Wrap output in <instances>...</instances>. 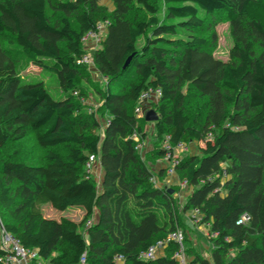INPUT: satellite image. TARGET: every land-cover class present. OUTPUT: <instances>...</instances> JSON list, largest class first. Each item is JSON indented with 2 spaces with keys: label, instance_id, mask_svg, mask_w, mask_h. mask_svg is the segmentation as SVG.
Returning a JSON list of instances; mask_svg holds the SVG:
<instances>
[{
  "label": "trees",
  "instance_id": "obj_1",
  "mask_svg": "<svg viewBox=\"0 0 264 264\" xmlns=\"http://www.w3.org/2000/svg\"><path fill=\"white\" fill-rule=\"evenodd\" d=\"M112 2L113 10L94 0H0V151L31 133L49 149L39 162L0 158L4 231L37 250L43 264H80L84 254L86 264H116L118 256L125 264H178L174 244L154 261L140 259L181 221L176 189L156 186L150 163L166 159L167 146L173 152L204 143L174 167L177 186L192 189L184 215L217 234L211 258L196 253L190 264H264V0ZM160 2L167 6L163 20ZM49 10L61 18L51 19ZM218 17L230 22L235 39L229 62L196 34L214 30ZM100 24L107 37L93 59L108 82L103 137L95 119H84L88 66L79 64L88 53L84 37ZM183 33L187 39H171ZM16 59L55 75L65 98L56 100L43 82L24 83ZM152 90H161L154 104L159 147L144 159L135 136L146 138L145 118L136 109ZM59 146L68 148L66 156L52 150ZM91 155L100 159V186L87 178ZM159 179H169L167 169ZM49 204L85 216L80 223L47 219ZM245 215L249 221L240 224Z\"/></svg>",
  "mask_w": 264,
  "mask_h": 264
},
{
  "label": "rangeland",
  "instance_id": "obj_2",
  "mask_svg": "<svg viewBox=\"0 0 264 264\" xmlns=\"http://www.w3.org/2000/svg\"><path fill=\"white\" fill-rule=\"evenodd\" d=\"M65 1H76V0H65ZM99 4L100 7H107L110 10L114 9V4L112 0H94ZM162 7V12L160 13V19H166V9L167 6L164 2H160ZM140 12V11H139ZM49 17L51 19H59L61 18V14H54L51 10L48 11ZM141 19L147 20L148 16L144 12H140ZM175 21L173 23H177ZM213 27L214 30L212 31H203L196 33L199 36L205 37L209 41V51L213 53V55L224 62H229L231 58V51L235 45V39L232 35L230 22L226 19V17H218L216 19V23ZM186 34H181L179 36L171 37V39H187L188 37L185 36ZM107 37V32L104 30L99 38H89L88 42L83 41V46L85 50L92 54L97 52L102 48V43ZM216 40V41H215ZM9 39L7 37L2 39L4 47L10 48L8 44ZM145 42V38L139 40L138 46L141 47ZM17 71L24 83H38L43 82L46 85V88L50 92V94L56 100H62L65 98V94L61 91L58 79L55 75L43 72L39 68L34 67L31 63L26 61H19L16 59ZM86 83L82 87V91L88 95V98L83 103L84 104V119H90L93 121L94 119L99 123L100 130L98 131V135L101 137L104 136L105 129L110 121V117L106 114L103 108V99L102 96L104 93L107 92L108 89V82L107 80L98 72L97 66L93 62L87 67V78ZM114 92H119L117 87L112 88ZM157 101H149L143 105V109L147 114L149 111L154 110V104ZM155 111V110H154ZM145 114V116H146ZM145 118V117H144ZM143 118V119H144ZM142 125L143 131L146 134L145 139H141L140 136L136 135L135 140L137 141L138 145H140V153L142 157L145 159L147 152L150 150L159 147L156 144V135H155V124L148 123L146 120H140ZM204 146V143H192L188 146V150L181 153L179 158H186L189 155L199 153V147ZM49 149L41 147L36 137L33 133L29 134V136L20 142H14L10 144L6 149L0 151V158L8 159L15 157V159L23 160L26 162H39L45 159ZM55 152L60 154L61 156H66L68 154V148L66 146H59L52 148ZM177 154V153H176ZM169 162L167 159L158 160L155 162L150 163L151 170L155 174L158 179V186L161 187H169L176 189V193L174 197L176 199V207H175V214L180 217V223L178 226L180 227L179 230H184L187 234V244L186 251L192 255H189V261L191 262L193 259V254H200L203 257L210 259L211 252L213 250V245L211 244V235L207 226H200L195 225L193 222L192 217L185 216L183 213V205L191 195L192 189L189 187H178L176 184V180L174 181H160L159 174L161 169L168 165ZM93 179L97 182V185L100 186L101 178L103 175L101 164L98 163L92 173ZM43 214L46 218L54 219V220H61V219H69L76 222H80L83 220L82 214L79 211L75 210H67V211H59L54 209L50 204L43 206ZM3 215L0 212V218L2 220ZM95 220V219H94ZM85 232V230H84ZM166 255V254H165ZM195 256V255H194ZM208 256H210L208 258Z\"/></svg>",
  "mask_w": 264,
  "mask_h": 264
},
{
  "label": "built area",
  "instance_id": "obj_3",
  "mask_svg": "<svg viewBox=\"0 0 264 264\" xmlns=\"http://www.w3.org/2000/svg\"><path fill=\"white\" fill-rule=\"evenodd\" d=\"M104 30H106V25L105 24H100L98 26V30L96 32H91L87 34L83 41L88 42L90 39L89 38H99V36L104 33ZM107 32V30H106ZM94 59L91 53H87L81 61H79V64H84L89 66L90 64H93ZM78 93H75V96H77ZM161 98V90H156V91H148L144 93L140 99L139 105L136 109V113L140 118L145 117V111L143 109V105L149 101H159ZM212 136V135H211ZM210 136V137H211ZM140 145L137 146V149L140 151ZM168 149L169 154L168 157L166 158L167 161L169 162V167L166 168L168 170L169 174V179L168 181H171L175 179V172H174V167L179 163V161L182 158H179V155L185 151L188 150V146L185 144L179 145L178 147L174 148L171 152L170 147H166ZM177 153V154H176ZM179 153V155H178ZM100 163V159L97 155H91L89 157V160L86 164V172H87V178H92L93 171L96 167V165ZM153 183L158 186V179L157 177H153ZM182 186H186V183L181 184ZM249 221V216L245 215L240 222V224L246 223ZM92 221H90L86 228L92 225ZM0 226L2 227L3 231V224L2 220L0 218ZM210 225L207 226L209 229ZM212 238H216L217 234L213 233L211 234ZM176 245V251L173 255V259L178 263V264H190L189 261V255L187 254L186 251V236L183 231L177 230L170 234L167 239L159 241L157 244L154 246L150 247L147 251L142 253L140 256L141 260L144 261H154L160 257L165 256L166 251L168 248L171 247V245ZM0 249L5 251V254L0 258V263L1 264H43L40 261V256L39 252L37 250H29L26 249L21 241L14 236L7 234L4 231V238L3 242L0 246ZM87 263V254H84L83 257L81 258L80 264H86ZM116 264H125V260L122 256H118L116 258Z\"/></svg>",
  "mask_w": 264,
  "mask_h": 264
},
{
  "label": "water",
  "instance_id": "obj_4",
  "mask_svg": "<svg viewBox=\"0 0 264 264\" xmlns=\"http://www.w3.org/2000/svg\"><path fill=\"white\" fill-rule=\"evenodd\" d=\"M133 58H134V55L131 56V57L128 59L126 65H125V67H124L125 69H127V68L131 65V61H132ZM145 120H146V122H148V123H154V124H155V123L158 122V120H159V116H158V114H157L156 111L152 110V111H149V112L146 114V116H145ZM169 193H170V194H173L174 191H173V190H170Z\"/></svg>",
  "mask_w": 264,
  "mask_h": 264
},
{
  "label": "crops",
  "instance_id": "obj_5",
  "mask_svg": "<svg viewBox=\"0 0 264 264\" xmlns=\"http://www.w3.org/2000/svg\"><path fill=\"white\" fill-rule=\"evenodd\" d=\"M170 165L168 164V165H166L165 167H163L162 169H166V168H168ZM161 169V170H162ZM102 178H103V175H102ZM101 178V179H102ZM175 179H177L176 177H175ZM102 181V180H101ZM71 210H75V211H79L81 214H82V217H84L85 216V211L84 210H82V209H71ZM98 218H99V212H96V216H95V220H94V222L96 221H98ZM47 219H49V218H47ZM52 220H54V219H52ZM73 221V220H72ZM74 222H76V221H74ZM81 222V221H80ZM80 222H77V223H80ZM3 238H4V231H3V229H2V227L0 226V246H1V244H2V242H3ZM210 256H208V258H209Z\"/></svg>",
  "mask_w": 264,
  "mask_h": 264
}]
</instances>
